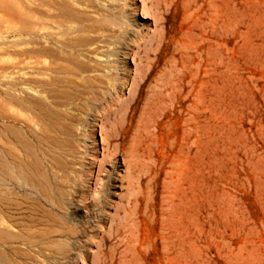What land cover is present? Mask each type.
Listing matches in <instances>:
<instances>
[{
	"label": "rangeland",
	"instance_id": "1",
	"mask_svg": "<svg viewBox=\"0 0 264 264\" xmlns=\"http://www.w3.org/2000/svg\"><path fill=\"white\" fill-rule=\"evenodd\" d=\"M63 1L0 0V264H264V0Z\"/></svg>",
	"mask_w": 264,
	"mask_h": 264
},
{
	"label": "bare ground",
	"instance_id": "2",
	"mask_svg": "<svg viewBox=\"0 0 264 264\" xmlns=\"http://www.w3.org/2000/svg\"><path fill=\"white\" fill-rule=\"evenodd\" d=\"M65 1H66V0H64L63 3H64ZM67 1H69V0H67ZM107 2H108V1H107ZM52 3H53V2H52ZM61 3H62V2H61ZM64 4H65V5H69L67 2H65ZM64 4H63V5H64ZM71 4H72V3H71ZM76 4H77V3H76ZM83 4H85V3H83ZM83 4H82V5H83ZM104 4H105V3H104ZM109 4H110V3H109ZM51 5H52V7H53V4H51ZM54 5H55V3H54ZM115 6H116V5H115ZM115 6H113V7H115ZM70 7H71V6H70ZM73 7L75 8L76 6H73ZM113 7H112V8H113ZM53 8H54V7H53ZM62 8H64V7H62ZM95 8H96V7H95ZM121 8H122V7H121ZM56 9H58V8L55 7V10H56ZM66 9H70V8H65V11H67ZM75 9H76V8H75ZM107 9H108V8H107ZM107 9H106V10H107ZM53 10H54V9H53ZM55 10H54V11H55ZM61 10H62V9H61ZM93 10H94V9H93ZM95 10H96V9H95ZM103 10H104V9H103ZM68 11H69V10H68ZM84 11H86V10H84ZM118 11H119V10H118ZM62 12H63V11H62ZM69 12H70V11H69ZM71 12H72V11H71ZM79 12H80V11H79ZM79 12H78V13H79ZM88 12H89V11H88ZM90 12H92V11H90ZM98 12H99V11H98ZM67 13H68V12H67ZM96 13H97V12H96ZM111 13H112V12H111ZM68 14H69V13H68ZM71 14H72V13H71ZM73 14H75V12H74ZM81 14H82V13H81ZM83 14H84V13H83ZM113 14H114V13H113ZM85 15H86V14H85ZM89 15H90V14H89ZM97 15H98V14H97ZM107 15H108V14H107ZM79 16H80V15H79ZM86 16H87V15H86ZM91 17H92V16H91ZM93 17H94V16H93ZM96 17H97V16H96ZM62 18L64 19V18H66V16H65V17H62ZM103 18H106V17H103ZM74 19H75V17H74ZM74 19H73V20H74ZM91 19H92V18H91ZM113 19H114V18H113ZM67 20H68V19H67ZM100 21H101V20H100ZM75 22H76V20H75ZM98 22H99V20H98ZM98 22H97V23H98ZM63 23H64V22H63ZM73 23H74V22H73ZM59 24H60V22H59ZM102 24H103V23H102ZM60 25H61V24H60ZM60 25H58V26H60ZM72 25H73V24H72ZM74 25H75V24H74ZM68 26H69V25H68ZM70 26H71V25H70ZM75 26H76V25H75ZM82 26H83V25H82ZM100 26H101V24H100ZM103 26H104V25H103ZM116 26H117V25H116ZM57 28H58V27H57ZM59 28H60V27H59ZM72 28H73V27H72ZM125 28H126V27H125ZM78 29H79V28H78ZM80 29H81V28H80ZM120 29H121V28H120ZM59 30H60V29H59ZM66 30H67V29H66ZM68 30H71V29H68ZM68 30H67V31H68ZM97 30H98V29H97ZM60 31H61V30H60ZM67 31H66V33L70 32V31H68V32H67ZM99 31H100V30H99ZM101 31H102V30H101ZM92 32H93V30H92ZM92 32H91V33H92ZM95 32H96V31H95ZM98 33H99V32H98ZM101 33H102V32H101ZM62 34H64V33H62ZM80 35H81V34H80ZM94 35H95V34H94ZM99 35H100V37H101V34H99ZM97 36H98V34H97ZM97 36H95V37H97ZM68 37H69V36H68ZM70 37H72V36H70ZM74 37H75V36H74ZM74 37H73V38H74ZM50 38H51V37H50ZM87 38H88V37H87ZM89 39H90V38H89ZM92 39H94V38H92ZM107 39H108V38H107ZM90 40H91V39H90ZM102 40H103V39H102ZM69 41H70V40H69ZM69 41H68V42H69ZM82 41H83V40H82ZM65 42H66V41H65ZM65 42H63V43H65ZM68 42H66V43H68ZM70 42H71V41H70ZM70 42H69V43H70ZM38 43H39V42H38ZM72 43H73V42H72ZM74 43H75V42H74ZM80 43L83 44V42H80ZM87 43H88V42H87ZM84 44H85V43H84ZM97 44H98V43H97ZM100 44H101V43H100ZM72 45H73V44H72ZM74 45H75V44H74ZM76 45H78V44H76ZM38 46H39V45H38ZM40 46H41V45H40ZM40 46H39V47H40ZM47 46H49V45H47ZM97 46H98V45H97ZM99 46H100V45H99ZM50 47H51V46H50ZM50 47H49V48H50ZM45 48H46V45H45L44 49H45ZM52 48H53V47H52ZM44 49H43V50H44ZM50 49H51V48H50ZM54 49L56 50V48H54ZM58 49H59V48H58ZM74 49H75V48H74ZM77 49H78V48H77ZM84 49H85V48H84ZM97 49H98V48H97ZM52 50H53V49H51V51H52ZM55 50H54V51H55ZM95 50H96V49H94V52H95ZM45 51H47V49H46ZM54 51H52V53H53ZM56 51H57V50H56ZM56 51H55V52H56ZM55 52H54V53H55ZM90 52H91V50H90ZM59 54H61V53H59ZM66 54H67V53H66ZM68 54H69V52H68ZM71 54H72V53H71ZM86 54H87V53H86ZM88 54H89V53H88ZM107 54H108V53H107ZM56 55H58V54H56ZM62 55H63V54H62ZM73 55H74V53H73ZM77 55H78V53H77ZM89 55H90V54H89ZM100 55H101V54H100ZM71 56H72V55H71ZM87 56H88V55H87ZM91 56H92V55H91ZM94 56H95V55H94ZM109 56H111V55H109ZM79 57H80V56H79ZM115 57H116V56H115ZM63 58H64V57H63ZM68 58H69V57H68ZM96 58H97V57H96ZM96 58H95V59H96ZM100 59H101V58H100ZM100 59H99V60H100ZM107 59H108V58H107ZM91 60H92V59H91ZM93 61H94V60H93ZM98 62H99V61H98ZM57 63H58V62H57ZM99 63H101V62H99ZM110 63H111V61H110ZM110 63L108 62L109 65L107 64V66L104 67V68H107V67L109 68L110 66L113 65V64H112L113 62L111 63L112 65H111ZM58 64H59V63H58ZM61 64H62V63H61ZM61 64H60V65H61ZM63 64H64V63H63ZM95 64H96V63H95ZM51 65H52V64H51ZM60 65H59V66H60ZM68 65H69V64H68ZM80 65H81V63H80ZM84 65H85V64H84ZM84 65H83V68H85ZM96 65H97V64H96ZM101 65H102V67H101L102 69L99 68L100 66L98 67V69H97V66H95L96 68H95V69H91V70H94L95 73H96V71H98L99 73L102 72V73H105V74H107L108 71H109V73H111L110 70L113 69V68H109V70H108V68H107V69H104V68H103V66H104L103 64H101ZM105 65H106V64H105ZM114 65H115V64H114ZM54 66H58V65L56 64V65H54ZM59 66H58V67H59ZM65 66H66V65H65ZM65 66H64V68H66ZM69 66H72V65H69ZM61 67H63V65H61ZM61 67H59V69H61ZM67 67H68V66H67ZM59 69H58V70H59ZM73 69H74V68H73ZM88 69H89V68H88ZM99 69H100V71H99ZM58 70L56 69V71H58ZM61 70H62V69H61ZM65 70H66V69H65ZM67 70H68V72H70V71H69L70 69H67ZM71 70H72V69H71ZM76 70H78V69L76 68ZM85 70H86V69H85ZM63 71H64V69H63ZM82 71H84V69H83ZM79 72H80V70H79ZM88 72H89V71H88ZM112 72H113V71H112ZM75 73H77V72H75ZM82 73H83V72H82ZM95 73H94V74H95ZM109 73H108L107 75H110ZM92 74H93V73H92ZM96 74H97V73H96ZM96 74H95V75H96ZM105 74H104V75H105ZM111 74H112V73H111ZM101 75H102V74H101ZM88 76H89V75H88ZM88 76H87V77H88ZM93 76H94V75H93ZM98 76H99V75H98ZM110 76H111V75H110ZM87 77H86V79H87ZM90 77H91V76H90ZM94 77H97V76H94ZM99 77H101V76H99ZM112 77H113V76H112ZM71 78H72V77H71ZM71 78H70V79H71ZM102 78H103V77H101L100 80H103ZM104 78H106V75H105ZM109 78H111V77L107 76V79H108V80H109ZM82 79H83V78H82ZM86 79H85V80H86ZM92 79H93V78H92ZM107 79H106V80H107ZM71 80H72V79H71ZM93 80H94V79H93ZM111 80H112V79H111ZM83 81H84V80H83ZM102 82H103V81H102ZM96 83H97V85H98V82H96V80H95V81H94V84H96ZM91 85H92V84H91ZM102 85H103V84H102ZM90 89H91V88H90ZM35 241H36V240H35ZM30 244H31V243H30ZM49 247H50V246H49ZM38 251H39V250H38ZM5 252H6V250H5ZM43 252H45V250H44ZM18 253H19V252H18ZM46 253H47V252H46ZM5 254L7 255V253H5ZM32 254H33V253H32ZM22 255H23V254H22ZM28 255H30V254H28ZM46 255H47V254H46ZM23 256H24V255H23ZM26 256H27V255H26ZM43 263H44V262H43ZM34 264H35V263H34Z\"/></svg>",
	"mask_w": 264,
	"mask_h": 264
}]
</instances>
